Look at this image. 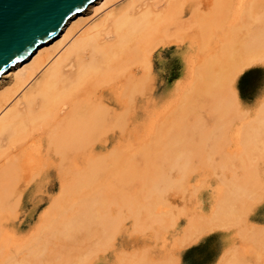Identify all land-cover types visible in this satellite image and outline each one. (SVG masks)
I'll return each instance as SVG.
<instances>
[{
    "label": "bare ground",
    "instance_id": "6f19581e",
    "mask_svg": "<svg viewBox=\"0 0 264 264\" xmlns=\"http://www.w3.org/2000/svg\"><path fill=\"white\" fill-rule=\"evenodd\" d=\"M124 1L125 0L93 1L83 11L70 17L66 21L58 35H56L49 41L40 44L35 50L32 51L29 56L12 65L0 76V247L2 248H5L6 246V237L8 235V218L11 214H22L24 212L25 199L29 200L33 205L37 207L41 199L52 197L56 190H58V196L57 198H53V204L50 211V213L55 214L60 210V208H58L60 205L58 202L69 200L77 194H80V196H82V194L86 192L87 195L90 196V198L86 194H84L86 197H88L90 200L99 198V200L96 199L95 201H100V204H102L100 198L102 199L103 196H98L104 190L100 188V185L104 184L105 180L110 178L111 174L113 175L115 171H112V167H114L113 170H117L114 173V176H118L121 181H124L126 179L125 183L126 181H129L130 183H132L131 181L143 183L142 186L144 187L146 186V184H149V189L147 192L150 193V197H152L151 200L155 199L153 201L154 206L157 203L159 205V202L161 204L163 203L160 201V199H162L163 201L164 196H167V188L170 189L175 187L173 190L170 189L169 192H172L174 190L176 191V188L178 186L180 187V189H184V187H181L180 185L177 186L178 183L176 185H172L174 184V182L172 183V181L174 180L168 181V179L166 178V174L168 172H164V168L157 169L156 167H154L156 170H153L152 168V171H147L149 169L147 168L148 166H146L147 169H144L146 170V172L144 170L143 172L139 171L137 169V165L139 164H133L131 161L132 157L127 156L128 154H131L126 153L127 151H125H129V148L124 149L123 147L107 149L106 147V141L114 135L120 136L121 139H123L124 136H130L131 140H135L132 138L136 133L135 129L137 122L140 119H145L150 116L152 104L158 99V95L154 93V86L158 78L157 75L154 74L156 63L155 60L156 58L160 60L162 57L170 54L172 49V47L170 46L171 43L175 44L176 47L173 48H175L176 52H183V63L181 65H177L176 68L182 69L184 71H193L196 74L200 72L198 76L199 81L203 80H200V76L203 77V74L200 75L201 72L203 73L205 71L204 76H206L207 74L211 75L210 73L216 71L217 69H220L217 70V72L220 71L222 73V69H224V67L228 68L229 66L232 74H229L230 77L228 80L229 83H233V81L244 69L251 67L259 62L264 63V0H169L165 5L161 4L160 0ZM213 3L215 4V8L213 10H216V13L214 12L212 14H208V12H203L204 14H206V16L203 15L204 17H202V19L200 20V24H198V22H195L194 24L190 23L193 25L197 23L195 27H190L192 29L196 28L194 33L199 34V40L195 36H193L195 37V39H184V33L187 30H189V34L193 31L191 28H189V26L185 24V22H192L189 17L188 18L191 21H176L175 23H178L176 26L174 24L170 25L171 32L169 31V27L167 26L168 28L166 27L165 29V31L167 30L166 33L164 31L162 33V36L165 35L164 38L168 39L166 38L168 36L167 34L170 32L169 34L174 36L176 34L175 31L180 30V26H183L182 23H184L185 28L188 27V29L186 28V31L181 30L182 35L178 34L182 36L181 38H179L180 40L176 41L174 40L175 38L173 39L172 37V40L174 41L169 38L168 41H172H170L171 43H169L166 40H162L163 38L158 39V37L160 36L158 31L159 28H162L161 26H165L171 21L173 22V20L186 15H190V17L195 16L199 10L197 8L198 4H202V8H208L211 7ZM216 3H218L217 5L219 7L216 5ZM199 8L201 9V7ZM91 15L93 17H91ZM197 18H199V16ZM195 21H197V19ZM180 22H182L181 25H179ZM173 27L175 31H173ZM179 32L177 31V33ZM171 35H169V37ZM187 36L188 35L186 34V37ZM182 38L184 39V41L182 40ZM159 45H161V47H159ZM201 54L208 56L205 61L203 60L204 62L199 61L198 59L199 55ZM216 56L222 57L221 61L215 59L217 58ZM217 72H215L214 74L216 75ZM225 72L223 71V73ZM226 74L224 75V77L228 75ZM221 76L223 77L222 74ZM221 76L220 78H222ZM205 78L204 80L207 79ZM211 78L212 77H210V79ZM219 81H221V79ZM203 82H205L206 84V81ZM211 82L213 83V80ZM210 84L207 87L205 85V87L207 89L208 87L210 88ZM219 84H221V82L215 83V85ZM226 84L228 85V83ZM226 84L224 83L223 85ZM202 85H204V83H202ZM211 87H213V84ZM215 87L217 86H214L213 89L218 90L220 86H218V88ZM206 88L205 91H208L206 90ZM222 88L226 90L227 87L223 86ZM219 89L223 91V89ZM196 90L193 89V91ZM198 90H200V88ZM164 91L165 88L163 89V92ZM205 91L203 93H205ZM208 93L212 92L209 91L207 92V94ZM207 94L205 95L207 96ZM217 95L218 94H216V96ZM216 96L214 97V99H216ZM219 105L221 106V104ZM263 109L264 106L260 108V112L263 111ZM259 115L260 116L256 119H262L260 120V122L262 121V126L264 125V111ZM260 122L258 121L259 124ZM250 125L251 124L249 123V126ZM249 126L247 128H250V130L252 128L254 129V127L256 129L257 127H261H256L255 124H253L254 127H252V125L250 127ZM262 127L264 128V126ZM256 129H254V131ZM259 129L262 130V128ZM250 130H248L249 136H245V138L247 137L246 139L242 138L244 141V145L247 144L245 141H247V139H249L248 137H250ZM248 131L245 133H248ZM258 132L260 131L258 130ZM245 133L243 134L246 135ZM251 133H253L252 130ZM257 134L258 136L256 137L260 139L262 136H259L263 133ZM159 138L162 141V137L159 136ZM252 138H255L254 135L252 136ZM178 140L179 142H183L182 139ZM252 140L253 139H251V141ZM256 140L258 141V139ZM256 140H253L252 143H254V141ZM173 141H176V139ZM173 141H169V143L171 142L175 144ZM214 141L215 144H218L216 143L217 139ZM157 142L158 144L156 145H160L159 140ZM179 142L176 143L181 145V142ZM250 142H248V144H250ZM262 142H264V140L261 141V144H258L262 145ZM163 144L164 146L162 147H165V142ZM248 144L247 147L245 145V150L246 148L248 149L251 145H254L251 144L249 146ZM179 145L178 148L177 146L175 147L177 148V151L175 150L176 152H178V150L180 149ZM260 145H258L257 149ZM97 146L101 147L100 151L104 152V154H102L101 156H95L93 158H87V155L98 152V150L96 149ZM255 146L256 145H254L252 148L254 149L253 151H251L252 153L254 151V153H257L255 150ZM262 146L264 147V144ZM166 147L169 146L166 145ZM183 147L184 145L182 146V148ZM149 148L150 145L141 144L135 149V151L138 149V153L143 155V157H140V159L143 162L145 161V163H147L148 161L150 163L151 160V157L149 158L148 155L145 156L149 152ZM171 149L168 150L170 151ZM249 150L250 149H248L247 151ZM135 151L132 153L137 154V151ZM175 151H173L174 157H176ZM260 151L261 150H259V152ZM263 151L260 152V155L261 153H263ZM261 156L263 157L264 154H262ZM147 157L150 160L147 159ZM174 157H172V159ZM176 158H174V161ZM257 166L251 168H253L254 170V168H256ZM160 167L163 166H159V168ZM175 167L173 166L174 170H176ZM178 170L183 171L184 173V170H181V168H178ZM188 170H186V172H191V170ZM246 170V176H249L250 178L251 176L256 178L255 176L259 174L258 172L257 174L255 173L257 171V168L255 171H253L254 174L251 173V171L249 172L250 169ZM170 172H172V169ZM186 172L184 174H186ZM190 174L191 173L184 176L185 180H187L188 178L186 176H189ZM172 175L173 174H170L168 178H170ZM112 178L113 180L117 179V177ZM182 178L183 177H181L180 180ZM250 178L247 179V182H244V184H246L243 186V189L241 184L239 185V183H236L239 182V180L234 182L236 184L227 182V184L229 183L228 185H225V182H222V185H225V187L222 189L223 191L220 196L221 203L215 210H213L214 212L212 219H210L211 221L209 220V222H207L205 220L209 224H207L206 222L205 223L207 225H210L208 228L207 225L204 226L209 230V232L213 227L215 228L216 226H220L221 228L226 227L227 224L225 221L229 220L230 218H239V220L243 221L242 219L246 218V214L249 211V209H246L245 204H249L252 201V203L259 201H257V196L260 194H258V192L256 191H253L254 188L256 189L257 185L253 186V184H251V187H254L253 190L251 188L253 193L249 192L251 190L247 188V183L251 182L253 179L252 178L251 181H249ZM177 180L179 182L182 181H180L179 179ZM253 181H255V179ZM184 182L185 181L183 179V183ZM121 183L124 184V182ZM230 183L233 184L232 187ZM181 185L183 186L182 183ZM229 185L230 188L228 187ZM233 186L236 187L233 188ZM258 186H261L263 188L264 184L259 183ZM161 188L162 190H160ZM244 188L245 192H249L250 195L248 193L245 195V192L243 191ZM246 188L249 191H247ZM257 188L260 193H264L262 192L264 188L262 190L259 189V187ZM163 189H165L164 196L159 194V192L163 191ZM123 191H121L122 195H120V199H122L121 202H124L123 199L124 197H126L123 194H128L126 191ZM183 191L185 192L184 194H186L188 190L186 191L185 189ZM196 192L199 191L197 190ZM91 194L93 195L91 196ZM195 194L196 196L198 195L197 193ZM251 194L252 197H254L253 194L258 195H255L256 198L254 199L250 197L251 201H249V196H251ZM130 195H128V197H130ZM133 196H136V194ZM260 197L259 199H261ZM242 198L244 201H247L248 198L249 203H243V201L241 200ZM244 198H246V200ZM127 199L124 200L127 201ZM157 199H159V201L155 204V201H157ZM87 200H85L86 202L84 201V204L88 203ZM239 200H241V202ZM237 202L244 204V207L247 210V212L245 211L246 213L242 212L240 214V212H237L234 209L236 207H233V205L237 204ZM90 203L91 201L87 204L88 207L85 204V206L87 207L85 209L87 211L84 209L85 206L80 205V207H82L87 212V217L85 211L83 212V210H81V212H83L84 214L78 215V213L80 212H78L77 210V215L79 217L81 215L82 217L85 216L84 219L87 218V220H84L82 219V217H80L79 220L82 219L80 220L81 223H76L74 225L76 219L78 221V218L75 217L77 216L76 214H73V218L75 220L73 222V215L70 216V222L68 223L69 225L67 226V228H65V223L63 224V226L65 225L64 227L61 225L63 221H59V223L61 222L59 225H61L64 230L61 229L62 231H59L58 234H55V230H51L54 235H58L57 237H60L57 238L54 236V238L60 239H55L57 242L61 241V238H65L66 241L67 239H76V243L74 241L72 242L73 247H75L74 243L76 245L77 243L78 245L82 243L85 244V242L79 243V238L77 239L76 237L81 233V231L84 230L83 228H87V234H91L92 232L88 231L91 228L90 226H94V223H92L94 222V213L91 209L96 207L94 205H98L99 203H91L94 207H92ZM89 204L91 208L89 207ZM103 206L102 208H99L103 209L106 207ZM150 207H152L153 209V205ZM156 207L157 206H155V208ZM244 207L242 211H244ZM99 208L97 210L101 211ZM147 208L150 209L149 206ZM181 213L180 214L183 215L184 212ZM243 213H245L244 216L246 215L244 218H242ZM238 214H240L241 217ZM102 215V219L98 220H101L100 222L103 221L104 223L107 218L104 214ZM104 216L105 218H103ZM171 218L173 219L174 217ZM95 219H97V217ZM202 219L201 220L204 221V218ZM71 221L73 223H71ZM90 221L92 225L90 224ZM190 221L192 222V220ZM100 222L97 223L103 224ZM237 222L233 221L228 223H235L236 226ZM97 223H95V225ZM171 223H173L174 225L175 221H171ZM242 223L243 222H241L240 225ZM191 224V229L189 227L190 231L194 229H192L194 224ZM55 225L56 223L54 224V227ZM108 225H110V223H108ZM173 225L171 224L170 227H172ZM238 225L239 224H237L236 226L237 228L240 226ZM57 226L58 224L56 225V227ZM198 226L199 223H197V227H194L198 228ZM202 226L203 225L200 226L201 228H199V230H202V228L203 230L205 229ZM49 227L51 229V226ZM99 227H102V225ZM103 227L105 226L103 225ZM109 229L111 230V227ZM185 230L187 231L188 228ZM99 231L97 232L99 233ZM190 231L189 233H191ZM109 232L107 233V236L105 232V234L100 232L103 235H101L99 239H96V237L98 238L100 233L99 235H97L98 233L96 234L94 232V235H92L94 236L95 240H98V242L100 241V243H102L103 241L101 242V239H104V237H101L105 235V239L106 237L108 238ZM48 233L51 232L49 231ZM193 233L197 235L196 232L192 231L188 240H191L193 237H195H191ZM250 233L252 232L250 231ZM250 233L249 237H253V235H250ZM254 233L256 234V231H254ZM82 234H84V232H82ZM246 235H248V233H246ZM84 236L85 234L83 235V237ZM88 236L90 237V235ZM184 236L187 237L186 235ZM249 237H247V239ZM88 238L86 240L89 241ZM259 238L261 241L260 251L264 254V231L259 234ZM46 239L47 238L42 239L45 246H47L44 241ZM51 239L52 238L50 237V239L47 240L49 241V244L53 242L51 241ZM90 239L94 241V239H92L91 237ZM183 240L186 241V239L184 238ZM39 241H37V246ZM56 243L53 244L56 246ZM188 243L190 244V242ZM65 244V249L69 247L68 250L71 251V244H67V242ZM84 244L81 250H84ZM44 245L42 246L44 247ZM98 245L101 247V244ZM55 246H53V248H58V250L64 248L63 245H59L60 249L59 247ZM93 246L94 245H92V248ZM99 246L98 248H100ZM78 247H75V250H78ZM40 248L41 246L38 249ZM53 248L51 249V252L52 250H54ZM80 248L81 246L79 247V249ZM87 248L89 249L91 247L89 246ZM88 249L82 251L83 254L85 252V255H87V253L89 255L91 249L89 251ZM58 250H55L54 253L59 252L62 261L69 260V262L59 261V263H55L52 261V264H76L75 261H78V259H75L73 261V258L71 260L72 262H70L71 256L65 254V256H68V258L70 256V259H66L67 257L62 256L63 253L60 254L61 250ZM95 250L98 251L97 248L94 249V252H96ZM70 251L66 252L70 253ZM251 251L253 252V250ZM45 252L42 254H46L48 250L46 253ZM38 253L39 252H37V255ZM41 253L39 255H42ZM53 254V260L58 262L57 258L60 257L56 256V254ZM88 255L83 257L81 256V258L78 257L82 259L79 263L85 264L84 262L87 261L85 257H88ZM33 257L32 259H40L39 257L37 258V256L36 258ZM44 257H42V259ZM49 257L50 256H48L47 260L48 264L51 261V258ZM45 259H43L41 263L46 261ZM83 259L86 261H84ZM230 259L233 260V257H230L227 260L225 259L226 262L222 264H237L236 261H234V263ZM260 260L261 262L259 261V264H264V255H261ZM25 261V264H29V262L32 260H29L28 263L27 259ZM0 264H2L1 260Z\"/></svg>",
    "mask_w": 264,
    "mask_h": 264
},
{
    "label": "rangeland",
    "instance_id": "374dc122",
    "mask_svg": "<svg viewBox=\"0 0 264 264\" xmlns=\"http://www.w3.org/2000/svg\"><path fill=\"white\" fill-rule=\"evenodd\" d=\"M126 1L127 0H125L124 2ZM167 1L169 0H160V3L165 5L168 3ZM218 3H216V5ZM199 7H201V9ZM202 7H203L202 4L197 5V8L200 10V11L198 10L196 14L197 16L195 15L190 17V15H186L177 18L176 20H173L174 23L171 21L167 25L161 26L162 28H159L158 31V33L160 34L158 39L163 38L162 40L164 41L166 40L169 43H171L174 40L176 41L180 40L179 38L182 37L180 36L182 35V31H186L188 29V27H186L187 28L186 29L184 23H182L183 20L187 21L190 18L192 22L187 21L188 23L185 22V24L189 26V28H191L196 26L197 23L193 25L195 22H198V24H200V20L202 19V17H204L203 15L206 16V14L204 13L207 12L208 14L209 13L212 14L214 12L216 13V10L215 11L213 10L215 8L214 3L211 7L208 8H202ZM198 16L199 18H197ZM91 17L93 16L91 15ZM196 19L197 21H195ZM176 21L177 22L182 21L179 23V25H181L182 23L184 27L181 25L180 26L181 28H179L180 30H176V31L173 27L172 29L173 31H175L177 35L172 31L175 34L174 36H172L171 34H169L171 32L170 25L174 24L176 26L178 24L175 23ZM167 26L169 27L170 32L169 33L167 32L168 36L166 38L168 39H165L164 34L167 31V30L165 31ZM192 30L193 31L192 32L190 31L191 32L190 34H189V30H187L185 33L183 32L185 34L184 35L185 37L183 36L185 40H189V38L195 39V37L197 39L199 38V34L194 33L196 28L195 29L193 28ZM163 31L165 32L163 34L164 36H162ZM177 31L178 32L181 31V32L177 33ZM186 34L188 35L187 37ZM169 35L171 36L169 37ZM172 37L173 39L174 38L175 39L172 40ZM169 38H171L172 40V41L170 40L171 42L168 41ZM184 39L182 38L183 41ZM170 46L172 47V49L169 55L162 57L160 60L157 58L155 60L156 63H155L154 74L157 75L158 78L154 86V93L158 95V99L152 104L150 116H148V118L145 119H140L137 122L135 129L136 133L135 136H133L132 138L135 140H131L130 136L127 137L124 136L123 139H121L120 136L114 135L106 141V147L107 149L123 148V147L124 149L129 148V151L128 150L125 151H127L126 153H131V154L130 155L128 154L127 156L132 157L133 160L131 159V161L133 164L135 165H137V163L139 164L137 165V169L139 171L143 172V170L147 168L149 169L147 171H152V168L153 170L155 169L154 167H156L157 169L164 168L163 171L165 170L164 172H168L167 174L165 173L167 175L166 178L168 179V181L174 180L172 181V183L174 182V184L172 185H176L178 183L177 186L180 185L181 187H184V189H180V187L178 186L176 188V191L174 190L172 192H169L170 189L173 190L175 187L170 189L167 188L168 189V191H166L167 196L165 195V189H163V191L159 192V194H161L162 196L165 195L163 201L162 199H160V201L163 203L161 204L159 202V205L158 203L156 204V202L159 201V199H157V201H155L156 204L155 206L157 207L155 208L153 204L154 203L153 201L155 199L151 200L152 197H150V193L147 192L149 189V184L148 185L146 184L145 187L142 186L143 183H138L133 181H131L132 183L126 181L127 183L126 184L125 183L126 179L124 181H121L118 176H114L115 175L114 173L117 170L115 169L113 170L114 167H112L111 168L112 171L115 172L113 173V175L109 173L111 174L110 178L105 180V183L103 182L104 184L100 185V188L104 190L98 196V197L103 196L102 199L100 198L102 204H100V201H95L96 199L99 200V198L90 200L89 199L90 196L87 195L86 192L84 194H86L89 198L86 197L84 194H82V196H80V194H77L76 196H74L69 200L58 202L60 204L58 208H60L61 211L59 210L57 212L58 214L57 213L55 214V213H50V211L53 204L52 203L53 198L54 197L57 198L58 196V192H59L58 190H56V192L52 195V197L41 199L37 207L33 205L32 202L25 199L24 212L22 214H17V213L11 214L8 218V222H7L8 235L6 237V246L5 248L0 247V260L2 264H23V263L25 264L26 259H27V263L29 260H32L29 262V264H39L45 258H47L45 259L46 261L42 263L48 264L47 262L48 256H50L49 258H51V261L49 260L50 261L49 264H52V261L55 263H59V261L69 262V260L62 261L59 252L54 253L55 250H58V248L55 249L53 248V246H55L54 244L57 242L56 240H60V239L54 238V236L57 237L58 235H54L52 231L55 230L54 231L55 234L56 233L58 234L59 231L64 230L63 229V227L65 226V225L63 226L64 223L66 224L65 228H67V226L69 225L68 223L70 222V216H72L73 214L77 215V210L78 212H80L78 213V215L84 214L83 212L86 210L85 208L88 207L87 204L90 201L91 203L93 202L96 204L99 203L98 205H94L96 207L92 206L94 203L93 204L90 203L92 207L96 208V209L94 208L91 209L92 212L94 213L93 218L95 219L97 217V219L95 220L92 218L94 221L92 222L94 223L93 224L94 226H90L91 228L88 230L89 232L90 231L92 232L91 234L89 232H88L89 234H87L86 231L87 228H83L84 230L81 231V233L78 234L76 237L77 239L79 238V243L85 242V244L82 243L78 245L77 243L76 245L75 244L76 239L74 240L67 239L66 241L65 238L63 239L61 238V241L63 243L61 241L56 243L57 244L56 246L59 247V249L61 245L64 246L63 249L62 248L60 249L61 251L60 250L58 251H60V254L63 253L62 256L67 257L66 259H70L71 256L70 262H72L71 260L74 258L73 261L75 259L76 260L78 259V261L75 262L76 264L77 263L80 264L79 262L80 260H82L80 258L83 254L82 251L88 249L87 247L89 246L92 248V245H94L93 248L96 247L98 251L95 250L97 252L96 253L94 252V249L96 248L94 249L92 248L93 250L89 248L88 251L91 249L90 250L91 252L89 255L86 252L88 257H85V259L87 261L83 259L84 261H86L84 262L85 264H87V262L88 264H222L225 263L226 260L229 259L230 257H233V260L232 259L230 260H232V262L236 261L237 264L238 262L239 264H259V261L261 262L260 260L261 255L264 254L260 251L261 241L259 238V234L264 231V193H260L257 187H259V189L261 190L264 188L258 186L259 183L264 184V156L263 157L261 156L262 154H264L263 151L264 147L262 146L264 142H262V145H260L261 141L264 140V135H263L264 128L262 127L264 125L261 126L262 121L260 122V120L262 119L259 118L257 120L256 118L259 117L260 116L259 114L264 111L263 109V111L260 112V108L264 106L263 105L264 104V63L259 62L251 67L244 69L233 81V83H229L228 80L230 77L229 74L230 75L232 74V71L228 65H227L228 68L224 67V69H222V73L220 71L217 72V70L220 69H217L216 71L210 73L211 75L207 74L206 76H204L205 71L203 73L201 72L200 75L203 74V77L200 76L201 77L200 80L202 79L203 80L199 81L198 76L200 72L196 74L193 71L191 72L184 71L182 69L176 68L177 65H181L183 63V59H182L183 52H176L175 48H173L176 47L174 43H171ZM159 47H161V45H159ZM207 57L208 56L201 54L199 55L198 59L199 61L204 62ZM215 59L221 61L222 57L218 56ZM223 71L226 72L223 73ZM215 72H217L216 75L214 74ZM221 74L223 75V77L221 76ZM225 74L227 76L224 77ZM220 76L223 78V80L222 78H220ZM210 77L212 78L210 79ZM204 78L206 80H204ZM218 78H220L221 81H219L220 79ZM212 80L213 83L211 82ZM203 81H206V84ZM207 81L210 82L211 84L208 83ZM217 82L219 83L221 82V84L222 82L223 84L228 83V85L227 84L226 85L222 84V86L221 84L215 85V83ZM202 83H204V85H202ZM209 84L211 86L213 84V87L217 86L215 88H218V86H220L219 88L221 89H223L222 88L223 86L224 87L226 86L227 88L226 90L223 89V91H221L218 88L219 90L218 92L217 89H213V87L211 86L210 88L208 87L207 89L206 87ZM164 88L165 91L163 92ZM199 88L200 90H198ZM205 88L208 91H205ZM193 89L196 91H193ZM204 91L205 93H203ZM209 91L212 93L207 94V92ZM205 94H207V96ZM209 94L212 95L210 96ZM216 94L218 95L216 96ZM215 96L216 99H214ZM219 104H221V106ZM258 121L260 122V124L258 123ZM249 123L252 125V127H254L253 124H255L256 127L261 126V127H257V129L260 132H258V130L255 127L254 129L256 130L254 131V129L251 127L252 132L253 133L255 132L254 134L251 133L250 128H247L249 126ZM259 128H262V130H260ZM248 130H250V137L248 138L249 139L251 138L253 140L258 139V141L256 140L254 141V143H252L253 140L251 141L250 139L251 141L250 142L249 139H247V141L245 142L247 144L248 142H250V144H248L249 146L251 144L256 145L255 150L257 153H254L255 151L253 153L251 152L254 150L252 149L254 145L253 146L251 145L248 148L250 149L249 150L250 152L247 151L248 150L247 148L245 150V145L247 147V144L244 145L243 139L245 138V136L249 134ZM247 131L248 133H245ZM243 133H245L246 135H244ZM257 133L260 134L263 133L262 135L259 136V137L262 136L260 139L256 137L258 136ZM251 134L252 136L254 135L255 138H252ZM159 136L162 137L161 138L162 141L160 140ZM155 137L158 138L161 148L160 145H156L158 144L157 142L158 140ZM175 139L176 141H173ZM178 139L180 140L182 139L183 142L180 141L181 145L176 143L179 142ZM216 139H217L216 143L218 144H215L214 140ZM163 140L165 142V147H162L164 146ZM169 141H173L175 144L171 142L169 143ZM167 143H169L172 146H170ZM127 144L129 145V147ZM141 144L150 145L149 149L151 151L149 150V152L145 155V156L148 155L149 158L151 157L150 159L152 161L147 157V159L150 160V163L149 161L145 163V161L143 162L140 159V157L142 158L143 155L138 153V149L136 150L137 154L132 153L135 151L137 146ZM166 145L169 147H166ZM178 145L180 151L178 150V152H176ZM183 145L184 147L182 148ZM258 145L260 146L257 149ZM176 146L177 148H175ZM167 148L168 149L172 148L171 150L173 151L176 150L175 154L177 158L174 157L173 155L174 152L171 150L169 151ZM96 149L98 150V152L87 155V158H93L95 156H101L102 154H104V152L100 151L101 147L97 146ZM259 150H261L260 152L263 151L261 155ZM172 157L176 158L175 161L174 158L172 159ZM146 166L148 167L146 168ZM159 166H163V167L159 168ZM173 166L174 167L176 166L175 167L176 170H174ZM255 166H257L256 167L257 171L255 173L256 174L257 172L259 173L258 175L255 174L256 175L255 177L256 178L258 177L257 179L258 180L260 179L259 181L256 178L252 177L251 175H250L251 178L249 176H246L247 175L246 169H250L249 172L251 171V173L254 174L253 171H255L256 168H254L253 170V168L251 167H255ZM169 168L172 169V172H170L171 169ZM178 168L184 170V173L186 172V170L190 168L188 171L191 170V172H189L191 174L189 176H186L188 177L187 180H185L184 176L186 174L188 175L189 173L186 172V174H184L183 171H179ZM144 171L146 172V170ZM170 174H173L171 176L172 179L171 177L168 178ZM215 175L220 177H216ZM112 177L114 178L117 177V179L113 180ZM181 177H183L181 179L182 181L180 180ZM176 178L179 179L181 182H179ZM248 178H250L249 181H251L252 178H253L252 181L254 179L255 181L248 182L247 188L249 190H251L252 188L253 190L254 188L253 186L257 185L256 189L254 188L253 191L258 192V194L261 195L260 197V195L258 194H253L254 197H252L251 194V196H249V201H251L250 197H252L253 199L256 198L255 195L256 196L258 195L257 201L258 200L259 201L258 202L254 201L255 203H252L253 202L252 201L249 203L248 198L247 201H244L242 198L241 200L243 201V203L248 202L250 204V205L245 204L246 209H249V211L247 212V210L244 207V204H241L239 202H237V204H234L235 206L233 205V207H236L234 209L237 212H240V214L246 211L247 212L246 214L247 216L245 215L246 218L242 219L245 217L244 216V214L246 213L245 212L242 214L243 216L241 218L243 221L239 220V218L236 219L230 218L229 220L225 221L227 224V226L224 227L225 229L221 228L220 226H216L215 228L213 227L212 230H210L209 232L207 228L210 225H207L209 224L207 222H209V220L212 219L214 212L213 210H215L218 207V205L221 203L220 196L223 191L222 189L225 187V185L229 184V183L227 184V182L234 183L237 180H239V182L236 183L237 184L239 183V185L241 184L243 189V186L246 184V183L244 184V182L245 181L247 182ZM175 179L177 180V182ZM183 179L185 181L184 183H183ZM121 182H124V184H122ZM222 182L223 183L225 182L224 183L225 185H222L223 184ZM181 183L183 184V186L181 185ZM231 183L230 185L232 187L233 184ZM251 184H253L252 187ZM230 185L228 186L229 188ZM195 187H196V191L198 190L199 192L195 191ZM235 187L236 186H233V188ZM185 189L186 191L188 190L186 194H184L185 192L183 191ZM120 190L121 191L124 190L123 192L126 191L128 193L127 195L123 194L124 196H126L124 197V199L128 198L127 201L123 199L124 202H121L122 199H120V195H122V192ZM160 190H162V188ZM179 190L182 191L180 192ZM252 190L249 192H252ZM243 191L245 192V188ZM249 192H245V195L247 193L250 195ZM262 192H264V190ZM195 193H197L198 195L196 196ZM135 194L136 196H133ZM92 195L93 194H91V196ZM128 195H130V197H128ZM259 197L261 199H259ZM244 199L246 200V198ZM85 200L88 201V203H85L87 207L84 204ZM241 200L239 201L241 202ZM150 203L153 205V209L152 207H150L152 206ZM90 204L89 207L91 208ZM80 205L85 206L84 207L85 210L82 207H80ZM102 206L103 207L106 206V207L100 209L102 208ZM148 206L150 209L147 208ZM97 207L98 208L100 207L99 209L101 211L97 210L98 209ZM243 207H244V211H242ZM81 210H83V212H81ZM94 211L96 212V214ZM98 212L100 213L101 218ZM181 212H184L183 215H181L182 214ZM102 214H104L107 218V220H105L106 225L105 222L103 223V221L100 222L101 220H98V219H102L103 216ZM240 214L238 215L241 217ZM74 215L72 216V218L74 217ZM78 215L75 216L78 218V221L76 219L77 222L75 221L74 225L76 223L78 224L81 223L80 220L84 219L85 217V216L82 217L81 215L80 217H82V219L79 220L80 217ZM105 216L103 218H105ZM86 217H87V212H86ZM171 217L174 218L172 219ZM200 218L201 219L204 218V221H202L203 219L201 220ZM85 219L87 220V218ZM74 220L75 219L73 218L72 221L74 222ZM190 220H192V222ZM59 221H63L62 223L60 222L63 227L59 225L60 224ZM72 221L71 223H73ZM171 221L172 222L175 221L174 225L173 223H171ZM233 221L235 222L238 221L237 224L239 225L241 222L243 223L240 226L238 225L239 227L237 228L236 227L237 224L235 226V223L234 224L228 223ZM97 222L103 224H98ZM107 222L110 223V225H108ZM169 222L173 225L172 227H170L171 224ZM53 223L54 224L56 223V225L58 224V226L56 227L55 225L54 227ZM95 223L97 224L95 225ZM191 223H193L194 226L196 227H197V223H199V226L198 228H195L194 226L192 227V229L193 228L197 229V230L194 229L192 230L196 232L197 235L193 233L195 235L192 234L191 237L195 236L193 237L195 239L192 238L191 240H188V238L192 233V231H190L191 229L190 226L192 225ZM101 225L102 227H99ZM103 225L105 227L108 225L107 226L108 228L106 227L107 231L105 230V227H103ZM201 225H203L202 227L207 225V228L204 227L206 230L205 229L203 230L202 228V230L200 229L201 230L200 231L199 228H201L200 227ZM49 226H51V229ZM110 227L111 230L109 229ZM55 228L58 230H56ZM187 228L188 230L186 231L185 229ZM47 230H49L51 233H48L49 231ZM97 231L103 234L106 233V236L107 233L109 232L108 238L106 237L105 239V235H104L101 237V238L104 237V239H101V242L102 241L103 242L102 243H100V241L98 242V240H95L93 236L94 232L96 234L98 233ZM189 231L191 233H189ZM250 231L252 233H250ZM254 231H256V234L254 233ZM82 232H84L85 238L86 236L88 238L89 237L88 235H90V237L94 239V241L91 240L90 237L88 238L89 241L86 240L87 238L85 239L83 237L84 234H82ZM99 233L97 235H99ZM101 233L98 238L96 237V239H99L100 236L103 235ZM246 233H248V235H246ZM249 233L250 235H253V237H249ZM184 235H186L187 237H185ZM50 237L52 238L51 241H53L52 243L51 242L50 243L51 244L54 243L53 245L49 244V241H47L48 239H50ZM247 237L249 238L247 239ZM44 238H47L46 240H44L47 246L43 244L42 239ZM183 238L186 239V241H184ZM37 241H39L38 246H37ZM65 241L67 242V244H71L72 246L71 247L72 249L70 248L71 251L68 250L69 247L65 249L66 248ZM73 241L75 242L74 243L75 247L81 246V248L79 249L78 247V250L77 249L75 250V247H73V243H72ZM188 242H190V244ZM185 243H187L188 245ZM83 244H84V250H81L83 248L82 247ZM98 244H101V247ZM42 245H44L45 248ZM95 245H98L100 248H98V246ZM40 246L41 248L38 249ZM52 248L54 249L52 250V252L56 254V256L60 257L57 258L55 256L58 262L53 260L52 257L53 253L51 252ZM46 249L48 250V252ZM45 250L48 254L51 255H48L45 252ZM65 250L68 252L70 251V253L66 252ZM74 250L77 252H75ZM251 250H253V252ZM42 251H44L47 255L42 254L44 253ZM37 252H39L38 255ZM40 253L42 255H39ZM65 254L70 255L69 258L67 255L65 256ZM32 255L35 258L37 256V258L39 257L40 259L39 260L32 259L33 257ZM87 255H85L84 252L83 256H87ZM41 256L42 257L45 256V257L42 259Z\"/></svg>",
    "mask_w": 264,
    "mask_h": 264
},
{
    "label": "water",
    "instance_id": "95a60500",
    "mask_svg": "<svg viewBox=\"0 0 264 264\" xmlns=\"http://www.w3.org/2000/svg\"><path fill=\"white\" fill-rule=\"evenodd\" d=\"M95 0H0V76Z\"/></svg>",
    "mask_w": 264,
    "mask_h": 264
}]
</instances>
